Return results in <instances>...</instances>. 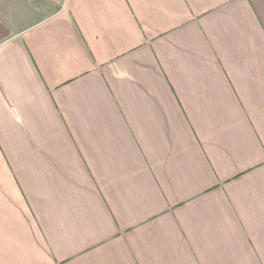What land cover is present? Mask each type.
Wrapping results in <instances>:
<instances>
[{"label": "crops", "instance_id": "1", "mask_svg": "<svg viewBox=\"0 0 264 264\" xmlns=\"http://www.w3.org/2000/svg\"><path fill=\"white\" fill-rule=\"evenodd\" d=\"M0 264H264V0H0Z\"/></svg>", "mask_w": 264, "mask_h": 264}]
</instances>
